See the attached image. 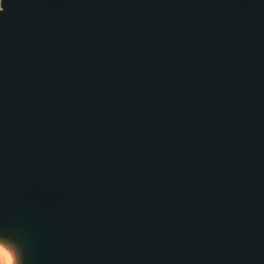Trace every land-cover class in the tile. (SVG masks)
Listing matches in <instances>:
<instances>
[{
    "label": "water",
    "instance_id": "water-1",
    "mask_svg": "<svg viewBox=\"0 0 264 264\" xmlns=\"http://www.w3.org/2000/svg\"><path fill=\"white\" fill-rule=\"evenodd\" d=\"M3 8L15 264H264V0Z\"/></svg>",
    "mask_w": 264,
    "mask_h": 264
},
{
    "label": "clouds",
    "instance_id": "clouds-1",
    "mask_svg": "<svg viewBox=\"0 0 264 264\" xmlns=\"http://www.w3.org/2000/svg\"><path fill=\"white\" fill-rule=\"evenodd\" d=\"M0 264H15L13 253L0 244Z\"/></svg>",
    "mask_w": 264,
    "mask_h": 264
},
{
    "label": "snow or ice",
    "instance_id": "snow-or-ice-1",
    "mask_svg": "<svg viewBox=\"0 0 264 264\" xmlns=\"http://www.w3.org/2000/svg\"><path fill=\"white\" fill-rule=\"evenodd\" d=\"M3 3H4V0H0V13H3L4 11Z\"/></svg>",
    "mask_w": 264,
    "mask_h": 264
}]
</instances>
